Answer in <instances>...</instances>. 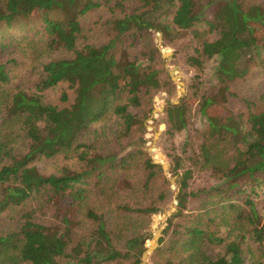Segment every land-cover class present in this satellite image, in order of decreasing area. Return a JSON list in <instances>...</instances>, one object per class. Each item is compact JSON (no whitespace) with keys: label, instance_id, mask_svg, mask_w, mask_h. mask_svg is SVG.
I'll list each match as a JSON object with an SVG mask.
<instances>
[{"label":"trees","instance_id":"trees-1","mask_svg":"<svg viewBox=\"0 0 264 264\" xmlns=\"http://www.w3.org/2000/svg\"><path fill=\"white\" fill-rule=\"evenodd\" d=\"M102 7L112 13L104 21L109 38L84 42L81 17ZM53 10L63 18H50ZM41 16L42 45L28 47L37 57L67 55L42 63L36 91L8 89L15 60L0 62V264H141L152 215L170 195L157 188L162 166L141 147L100 148L93 126L114 117L119 127L104 138L121 142L147 119L154 92H173L172 80L162 77L158 33L165 45L188 36L187 65L203 71L216 58L214 73L223 83L255 64L264 67V32L251 24L264 29V6L245 0H0V25ZM64 83L75 91L73 102L61 107L43 100L44 90ZM202 84L165 108L170 138L195 115L205 124L182 145L186 152L198 141L189 166L181 150H169L181 188L162 248L172 250L162 251L156 264H264V104L235 114L219 100L227 86L219 94L201 93ZM61 98L68 101V92ZM215 105L221 111L213 114ZM59 156L67 161L61 169L40 171L38 161ZM197 168L210 170L216 181L191 189ZM195 199L199 205L191 209Z\"/></svg>","mask_w":264,"mask_h":264},{"label":"rangeland","instance_id":"rangeland-1","mask_svg":"<svg viewBox=\"0 0 264 264\" xmlns=\"http://www.w3.org/2000/svg\"><path fill=\"white\" fill-rule=\"evenodd\" d=\"M247 4L257 2L264 6V0H245ZM207 9H210L207 8ZM52 19H61L63 15L59 10H53L48 15ZM112 16L109 9L102 7L91 11L87 15L81 17L83 26L85 27L86 37L84 42L101 43L109 38L108 27L104 21ZM255 32L263 31L261 23L251 22ZM45 25L44 17H29L22 18L12 26L7 24L0 25V62H6L8 59L13 58L15 61L11 63L13 79L7 85L11 91L24 89L32 93L36 91V84L40 80L41 65L46 60L52 57H61L67 53L53 52L50 54H43L37 57L38 51L31 50L28 45L35 41L42 45L41 32ZM158 47L165 59L162 71L164 80H172L173 92L168 93L165 90H159L153 93L150 99V111L144 123L137 128L134 133L122 138L121 142L115 139V136H110V140L106 141L104 137L119 125H116L114 117H107L106 119L97 123L93 128L98 131V146L116 148L117 151L121 148L133 149L141 147L149 152L153 161L162 166L161 175L157 179V188L165 189L169 192V198L160 205V211L152 215L148 236L143 239L146 251L142 256L141 264H156V261L162 258L161 252L170 251L162 249L169 235L165 233L168 226L169 219L178 210L177 195L180 191L181 184L179 175L172 171L173 157L168 153L171 148L175 147L181 150L180 155L186 159L184 164L189 166V155L195 154L198 141L193 140L187 144L186 152H183V143L190 139L189 135L195 134L196 129H202L205 124V118L201 115L193 118L189 127L183 130L174 138H170L166 134L167 123L165 121L166 112L165 108L168 102L177 104L183 99L189 97L190 94L196 89V84L203 81L201 85V93L203 90H213L219 94L221 87L227 86L228 90L220 91L219 100L225 105L226 111H231L235 114L257 111L260 106L264 104L260 97L264 95V67L260 65H253L250 71L243 77L227 81L225 83L219 81L215 75V67L217 65L216 58L206 62L204 70L198 71L190 67L185 62V56L192 51L190 45V38L187 36L179 40L175 44L165 45L163 35L158 33L156 36ZM264 56V52L261 53ZM199 76V78H197ZM64 91L68 92V101H62V94ZM43 100L46 103L56 104L58 106H66L74 100V89L68 87V84H60L56 87L46 89L42 93ZM218 106H223L217 103ZM196 107H194L195 109ZM223 110H225L223 108ZM221 107L216 105L211 108L213 114L219 113ZM104 133L106 136H104ZM93 135V133H92ZM106 145V146H104ZM169 151V152H168ZM67 161L63 156L40 160L37 165L40 171L44 174H51L61 169ZM191 189H202L208 187L216 181L214 175L210 170L196 169L191 178ZM130 200V199H129ZM134 201V200H131ZM262 201V200H260ZM199 201H195L191 205V209L197 208ZM260 207H264V201L261 202ZM161 237H165L164 241H160ZM160 248L159 250H157ZM260 255V251H258ZM128 264V263H121Z\"/></svg>","mask_w":264,"mask_h":264}]
</instances>
